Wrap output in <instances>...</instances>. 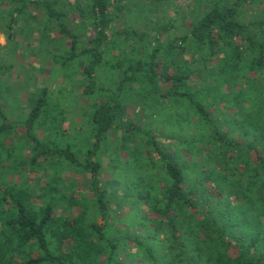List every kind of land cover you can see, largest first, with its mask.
<instances>
[{"label":"trees","instance_id":"1","mask_svg":"<svg viewBox=\"0 0 264 264\" xmlns=\"http://www.w3.org/2000/svg\"><path fill=\"white\" fill-rule=\"evenodd\" d=\"M2 1L17 4L20 15L29 7H43L69 41V54L63 62L72 59L69 55L89 57L83 71L88 81L84 95L98 94L104 99L93 105V127L85 142L88 149L84 160L71 146L50 147L33 134L43 112L45 92L21 123L9 122L0 104V139L17 133L33 139L30 156L19 154L18 161H11L10 155L0 157V164L6 161L10 165L8 174L19 173L29 165L34 173L41 161L58 159L88 178L92 193V198H75L63 195L55 184L40 189L10 182L0 186V264H16L17 257L22 264H127L124 256L128 264H264V8L256 10L264 0H212L181 36L166 45L160 38L152 39L156 48L147 59L128 64L118 60L112 68H123L122 78L109 89L96 87L94 75L97 68L107 65L104 57L109 33L117 13L122 11L115 0H91L86 9L77 3L72 5V12L93 27L88 46L79 49V54L77 36L65 21V14L50 0ZM162 30L167 32L164 27ZM125 32L118 31L117 35ZM177 48L198 57L192 59L193 64L187 61L175 65L173 53ZM162 54H166L165 59ZM214 59L218 67L209 69ZM216 70L220 72L217 81L211 82ZM193 77L203 89L190 84ZM228 79L233 81L234 98L240 103V137L230 132L236 129L231 127L232 121H223L228 126L223 132V126L205 108L220 99L221 92L213 91ZM139 80L162 103L185 110L184 118L177 123H186L189 131L197 128L205 135V139L190 140L194 154L211 153L213 157L209 156L207 162L216 167L197 172L200 176L190 182L192 186L186 184L184 166L173 160V154L163 152V144L151 130H142L124 119L121 99L126 88ZM167 125L171 130L173 125ZM123 127V142L131 149V158L124 163L128 168L141 170L144 159L151 160L150 155L139 152L133 157L137 155L133 149L140 146L142 150H154L161 161L159 173L147 172V165L144 177L140 176L142 181L135 188L140 190L137 205L141 213L125 230L117 227L118 222L109 221L110 216L114 219L117 215V209H110V194L102 188L101 156L93 161L110 132ZM228 176L235 177L228 183L230 188L223 185ZM214 177L221 190L217 198L209 194L206 184ZM65 197L68 208L74 211L69 216L58 212L59 201ZM92 207L93 215L89 216ZM100 217L102 223L98 222ZM137 227L143 231L138 233ZM149 240L158 244L159 252L154 250L156 246L144 245Z\"/></svg>","mask_w":264,"mask_h":264},{"label":"rangeland","instance_id":"2","mask_svg":"<svg viewBox=\"0 0 264 264\" xmlns=\"http://www.w3.org/2000/svg\"><path fill=\"white\" fill-rule=\"evenodd\" d=\"M50 1L54 8L65 14V21L77 36V53L79 54L81 49L88 46V42L93 36V27L87 20L72 12V5L77 3L86 9L91 0ZM153 1L115 0V3L122 7V11L117 13L118 17L113 22L109 33V47L104 57V62L107 65L97 68L95 72L96 87L115 88L123 73V68H112L119 62L118 60L128 64L140 59H147L151 51L156 48V43L152 39L160 38L164 45L168 41H173L176 37L181 36L182 32L189 30L191 24L206 9L205 6L212 3V0ZM200 6H202L201 9H199ZM17 7V4L10 1L0 0V103L3 111L12 123L24 122L45 92L46 101L43 112L36 123L33 134L47 141L46 144H49L50 147L71 146L72 150L80 152L79 156L84 160L85 152L88 149L87 136L93 127L91 121L93 105L96 101L104 99L98 94L84 95L88 81L84 77L83 71L89 63V57L69 55L72 59L68 60V63H64L62 58L69 54V41L62 37L57 24L49 19L45 9L29 7L26 13L20 15L17 13ZM256 8V10L263 9L264 3H260ZM163 27L167 29V32L163 30L160 32ZM121 30L126 31L125 35H117ZM189 53L177 48L173 53V64L183 65L187 61L193 64L192 59L198 56ZM162 55L165 59L166 54ZM217 67V60L214 59L209 64V69ZM218 73L220 72L216 70L215 78L211 82L217 81ZM189 82L193 86H200L203 89V84H198L196 78L193 77ZM233 84L230 79L223 82L220 85L221 88L213 91L221 92L220 99L217 97L215 99L217 103H207L205 108L214 114L213 118L220 124L219 126H223V132L228 130L226 122L223 123V121H232L231 127L236 129L230 132L233 136L238 137L240 133V103L234 98L236 92ZM150 89L140 80L126 88L125 95L121 99L125 107L124 119L135 127L152 131L159 139L158 141L163 144H161L164 147L163 152L173 154V160L184 166L188 181L186 184L190 186V182L197 181L195 179L200 176L197 172H203L206 167H216L215 163L207 162L209 156L213 157L211 153L194 154V146L190 140L192 138L205 139L206 137L197 128L189 131L188 124L177 123L178 120L184 118V109L182 110L176 104L170 107L165 101L162 103L161 100L156 99L155 95L151 94ZM178 113L180 114L178 115ZM167 124L173 125L171 130H168L169 125ZM124 131L125 127L111 131L107 143L103 145L101 152L93 158V161L101 156L102 188L110 194L113 205L110 209H117V215H115L117 218L115 219L114 216L113 219L110 216L109 221L118 222L117 227L125 230L128 223L136 220L137 214L141 213L137 205L140 203L138 194L140 190H137L135 186L141 183L140 176L144 177L147 165V172L159 173L160 159L154 150H142L141 144H137L140 147L133 149L137 153L133 157L136 158L139 152L143 153V156L150 155L152 158L151 160L144 159L141 170L134 171V168H128L124 163L131 158V149L125 145L127 142L125 144L123 142ZM203 132L208 133L207 130ZM7 136L0 139V157L10 155L11 161H18L19 154L26 156L32 154L33 139L26 133ZM123 146H126V149ZM9 147H12V150L8 149ZM6 149L10 151L7 152ZM117 157L120 160L116 159ZM52 162L55 165H51ZM61 163L62 167H60ZM194 163L195 167H192ZM26 168L20 170L19 173L8 174L7 171L11 170L9 163L5 161L0 164V174L3 176L0 179V186L10 182L24 188L31 185L40 189L46 185L55 184L58 186L59 192L67 197L92 198L88 178H85L80 172L76 174L61 160L46 159L41 161V167L36 168L34 173L33 170H30L34 169L30 165ZM217 168L220 169L219 166ZM55 173L59 174L58 179ZM234 179L235 177H229V180L225 179L223 185L227 186ZM211 180L210 182L205 180L207 187L210 188L209 194L213 198H217L219 197V188L217 183L213 182L215 177ZM227 187L230 188V184ZM67 202L68 198L66 197L59 201L58 212L69 216L74 211L68 208ZM93 210L92 207L89 216L93 215ZM98 222L102 223L101 217L98 218ZM130 230L134 232L135 228L131 227ZM136 231L141 233L143 228L137 227ZM144 245L150 248L156 246L154 250L159 252L157 243L149 240L145 241ZM124 258L129 263L128 258L125 256ZM15 261H17L16 264H22L18 257Z\"/></svg>","mask_w":264,"mask_h":264},{"label":"crops","instance_id":"3","mask_svg":"<svg viewBox=\"0 0 264 264\" xmlns=\"http://www.w3.org/2000/svg\"><path fill=\"white\" fill-rule=\"evenodd\" d=\"M1 104V103H0ZM9 122H11L10 120H9ZM12 123V122H11Z\"/></svg>","mask_w":264,"mask_h":264}]
</instances>
